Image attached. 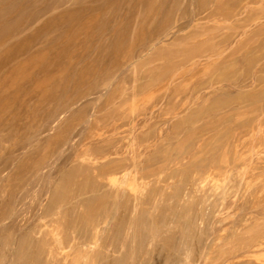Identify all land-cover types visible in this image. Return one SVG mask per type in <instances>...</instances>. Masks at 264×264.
Segmentation results:
<instances>
[{
    "label": "rangeland",
    "instance_id": "374dc122",
    "mask_svg": "<svg viewBox=\"0 0 264 264\" xmlns=\"http://www.w3.org/2000/svg\"><path fill=\"white\" fill-rule=\"evenodd\" d=\"M216 59L171 69L169 85L154 77L164 61L138 69L119 119L36 154L52 168L23 212L6 216L0 193V264H264V19Z\"/></svg>",
    "mask_w": 264,
    "mask_h": 264
},
{
    "label": "bare ground",
    "instance_id": "6f19581e",
    "mask_svg": "<svg viewBox=\"0 0 264 264\" xmlns=\"http://www.w3.org/2000/svg\"><path fill=\"white\" fill-rule=\"evenodd\" d=\"M244 3L260 4V13L247 15ZM261 19L264 0H0V161L10 152L0 166L1 196L11 191L6 216L23 212L30 188L52 168L47 155L36 154L52 145L72 151L82 135L91 138L93 128L120 118L121 106L138 96V69L164 61L154 77L169 85L177 77L173 68L202 60L204 68L216 67L234 38ZM127 77L130 92L122 89ZM126 162L112 161L108 169Z\"/></svg>",
    "mask_w": 264,
    "mask_h": 264
}]
</instances>
